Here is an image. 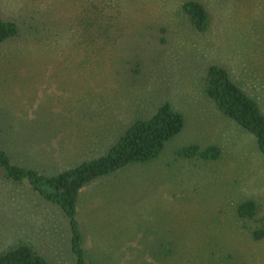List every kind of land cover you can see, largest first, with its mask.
<instances>
[{"label": "rangeland", "instance_id": "374dc122", "mask_svg": "<svg viewBox=\"0 0 264 264\" xmlns=\"http://www.w3.org/2000/svg\"><path fill=\"white\" fill-rule=\"evenodd\" d=\"M189 1L207 14L197 30ZM18 34L0 44V149L55 175L107 152L168 103L183 126L160 153L89 181L76 200L92 264H264V154L205 93L226 69L264 113V0H0ZM219 149L213 160L178 152ZM0 168V252L28 244L76 264L69 218ZM252 200L257 214L241 217Z\"/></svg>", "mask_w": 264, "mask_h": 264}, {"label": "trees", "instance_id": "16d2710c", "mask_svg": "<svg viewBox=\"0 0 264 264\" xmlns=\"http://www.w3.org/2000/svg\"><path fill=\"white\" fill-rule=\"evenodd\" d=\"M182 9L197 30L205 29L207 14L200 3L189 1L182 5ZM17 34L18 27L13 21L0 18V44ZM205 93L224 115L255 136L258 148L264 154V113L258 103L231 79L226 69L219 66L208 68ZM183 121L180 113L164 103L149 118L138 119L130 124L105 154L74 168L55 175H45L36 169L13 163L1 149L0 168L4 169V175L9 179L18 182L26 179L33 191L57 205L69 218L71 250L76 257V264H92L85 261L82 236L75 218L79 190L94 178L110 174L130 163L153 159L160 153L164 143L181 130ZM178 153L187 156L197 153L205 160H213L218 157L219 149L209 146L199 151L196 146H190ZM238 214L252 218L257 214V205L252 200H246L238 205ZM252 237L255 240L264 239V216L259 219V226L253 230ZM0 264L48 263L28 244L20 242L0 252Z\"/></svg>", "mask_w": 264, "mask_h": 264}]
</instances>
